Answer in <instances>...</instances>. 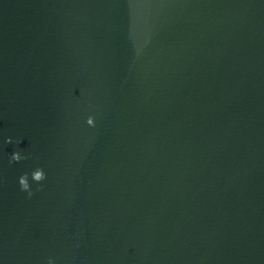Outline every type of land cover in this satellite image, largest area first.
<instances>
[{"label": "water", "instance_id": "95a60500", "mask_svg": "<svg viewBox=\"0 0 264 264\" xmlns=\"http://www.w3.org/2000/svg\"><path fill=\"white\" fill-rule=\"evenodd\" d=\"M50 259L264 264V0H0V264Z\"/></svg>", "mask_w": 264, "mask_h": 264}, {"label": "clouds", "instance_id": "9594fccd", "mask_svg": "<svg viewBox=\"0 0 264 264\" xmlns=\"http://www.w3.org/2000/svg\"><path fill=\"white\" fill-rule=\"evenodd\" d=\"M86 123L89 125V126H94V119L92 117H89L86 121ZM13 141L11 139V137L7 138L5 140V143L6 144H11ZM26 159H29L28 156H24V155H21L20 152H14L11 154L10 158H9V163L12 164V163H19L21 162L22 160H26ZM46 179V175H45V172L43 171L42 168H37L35 169L32 173H31V180L33 182H35L36 184H40L41 182H43L44 180ZM18 183H19V186H20V190L23 191V192H27L29 197H31L32 195V192H31V189H30V184H29V176L27 173L23 174L19 180H18ZM38 191L41 190V189H37ZM48 264H54V262L50 259L48 261Z\"/></svg>", "mask_w": 264, "mask_h": 264}]
</instances>
